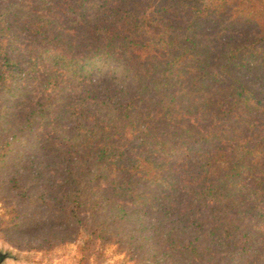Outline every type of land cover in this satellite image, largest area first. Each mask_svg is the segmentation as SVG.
Listing matches in <instances>:
<instances>
[{"label": "trees", "instance_id": "trees-1", "mask_svg": "<svg viewBox=\"0 0 264 264\" xmlns=\"http://www.w3.org/2000/svg\"><path fill=\"white\" fill-rule=\"evenodd\" d=\"M12 200L74 264H264V0H0Z\"/></svg>", "mask_w": 264, "mask_h": 264}, {"label": "rangeland", "instance_id": "rangeland-1", "mask_svg": "<svg viewBox=\"0 0 264 264\" xmlns=\"http://www.w3.org/2000/svg\"><path fill=\"white\" fill-rule=\"evenodd\" d=\"M11 203L0 202V213L6 214L11 206L15 205V201ZM2 222H7L5 216H1ZM2 225L0 224V228ZM81 243L77 239L74 243L57 247L51 251L37 252L34 249V242L25 239L19 242L12 240V244L6 242L3 235L0 233V254H7L8 258L3 261V264H74L77 258V245ZM104 264H116L121 257L112 254L111 250L107 251Z\"/></svg>", "mask_w": 264, "mask_h": 264}, {"label": "water", "instance_id": "water-1", "mask_svg": "<svg viewBox=\"0 0 264 264\" xmlns=\"http://www.w3.org/2000/svg\"><path fill=\"white\" fill-rule=\"evenodd\" d=\"M8 258L7 254H0V264H3V261Z\"/></svg>", "mask_w": 264, "mask_h": 264}]
</instances>
